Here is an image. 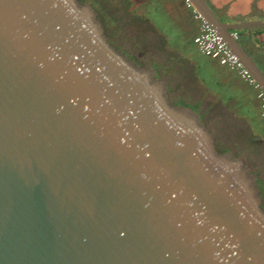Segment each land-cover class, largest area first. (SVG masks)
Instances as JSON below:
<instances>
[{"label": "water", "instance_id": "water-1", "mask_svg": "<svg viewBox=\"0 0 264 264\" xmlns=\"http://www.w3.org/2000/svg\"><path fill=\"white\" fill-rule=\"evenodd\" d=\"M264 90V72L192 0ZM0 264H264L248 157L84 0H0Z\"/></svg>", "mask_w": 264, "mask_h": 264}, {"label": "crops", "instance_id": "crops-1", "mask_svg": "<svg viewBox=\"0 0 264 264\" xmlns=\"http://www.w3.org/2000/svg\"><path fill=\"white\" fill-rule=\"evenodd\" d=\"M140 2L142 0L135 1ZM206 2L227 22L264 19L249 8L252 0ZM139 12L145 15L140 16L148 24L146 30L152 33L149 36L155 33L159 37L157 71L167 78L175 94L187 90L203 106H218L219 113L210 124L220 126V141L227 142L236 153L246 155L253 171L260 173L264 167V116L256 89L236 70L198 50L193 37L198 33L199 22L182 0H146ZM232 33L264 72V28L232 30ZM145 44L149 47L148 39ZM189 46L194 53L188 50ZM149 49L146 52H150ZM195 52L202 56L201 60L195 57ZM169 69L173 70L171 75L165 73ZM253 162L258 167L253 166Z\"/></svg>", "mask_w": 264, "mask_h": 264}, {"label": "built area", "instance_id": "built-area-1", "mask_svg": "<svg viewBox=\"0 0 264 264\" xmlns=\"http://www.w3.org/2000/svg\"><path fill=\"white\" fill-rule=\"evenodd\" d=\"M184 5L190 9L192 17L199 22L198 33L193 37V42L198 50L218 60L237 71L239 76L251 84L257 92L262 115L264 116V90L259 86L250 70L245 66L239 56L228 46L218 30L206 19L192 0H182ZM264 140V136H263Z\"/></svg>", "mask_w": 264, "mask_h": 264}, {"label": "rangeland", "instance_id": "rangeland-1", "mask_svg": "<svg viewBox=\"0 0 264 264\" xmlns=\"http://www.w3.org/2000/svg\"><path fill=\"white\" fill-rule=\"evenodd\" d=\"M84 1H90L95 5L100 16L105 20V22L108 25L109 35L114 40H116L119 44H121L124 48H126L129 52H131L139 64L148 65V66H152L155 68L156 58H157V56H156L157 50L155 49V47L151 46V45L155 46V42H154L155 40L153 41V39H154L153 36H155V33H153V36H151V37L149 36L151 31L147 32V30H146V25H148L146 20L141 19L142 20L141 21L140 17L136 16V18L139 20V22L135 23L132 21L131 15H129L128 12H123V10H121V8L124 9V7L122 6L121 3H118L116 6H113V7L110 6L113 13L116 14L118 16V18L121 19L120 22L122 25V31H118V33H114L112 35L111 31L109 30V24L106 20L107 18L105 15L106 10H108V7L107 6L104 7V6L100 5L99 0H84ZM127 9H125V10L127 11ZM137 14L140 16V12H138ZM139 37L140 38L142 37V39H140ZM146 39H148L149 47H147L145 44ZM152 41L154 42V44ZM148 48H150L148 50L150 52H146V49H148ZM188 50L194 53L192 46H189ZM148 55H151V56H148ZM195 55H196V52H195ZM195 57H197L199 60L202 59V56L196 55ZM158 73L161 74L160 72H158ZM171 89H172V87H171ZM173 94H174V99H175L174 91H173ZM208 121L210 122L211 120H208ZM211 125H213V127H214L215 131H217V133H220L221 130H220V126L218 124H211ZM220 144H221V141H220Z\"/></svg>", "mask_w": 264, "mask_h": 264}, {"label": "trees", "instance_id": "trees-1", "mask_svg": "<svg viewBox=\"0 0 264 264\" xmlns=\"http://www.w3.org/2000/svg\"><path fill=\"white\" fill-rule=\"evenodd\" d=\"M132 0H99V4L108 7V10H106V20L109 24V30L111 31V34L113 35L114 33H118V31H122V25L120 22V18L116 14L113 13L111 7L116 6L118 3H121L122 6L124 7L121 8L123 12H125L129 5L131 4ZM111 6V7H110ZM140 17V16H137ZM167 75H171L173 73L172 69L166 70L165 72ZM172 87V86H171ZM173 90V88H172ZM175 92V90H173ZM175 100L180 103V104H185L189 105L193 109L197 110L198 112L201 113V116L205 118L206 120H212L214 117L217 116L219 113V107L218 106H212V105H207L206 107L203 106L201 102L196 101L191 97V93H189L187 90H183L181 94H175ZM204 107V108H203ZM227 142L221 141V147L223 150H229L230 147L227 145ZM253 166L258 167L257 163L253 162ZM260 176V177H259ZM258 176V184L259 188L264 196V167L262 171L259 173Z\"/></svg>", "mask_w": 264, "mask_h": 264}, {"label": "flooded vegetation", "instance_id": "flooded-vegetation-1", "mask_svg": "<svg viewBox=\"0 0 264 264\" xmlns=\"http://www.w3.org/2000/svg\"><path fill=\"white\" fill-rule=\"evenodd\" d=\"M135 1H138V0H132L131 1V4L129 5V7L127 9V11H125V12H128L129 15H131V18H132V21L133 22L138 23L139 20L136 18V16H139V15L137 13L139 12V8L141 7V5H143V3L146 2V0H144V1L142 0V2L137 3V4L135 3ZM177 8L180 9V7H178V6H177ZM249 8H251V10L253 9L254 10V13L255 12H258L262 17H264V0H252V3L250 4V7ZM140 15L143 16L144 14L141 12ZM141 19L145 20L144 18H142L140 16V20ZM152 32H153V30H152ZM151 36H153V35H151ZM153 37H154V39L153 38L152 39H153V41L155 40L154 41L155 42V46H153V45H151V46L152 47H155V49L158 50L159 49V47H158V45H159L158 44L159 43L158 42L159 41V37L157 35H155ZM140 39H142V37ZM154 42H153V44H154ZM257 175L259 176V173Z\"/></svg>", "mask_w": 264, "mask_h": 264}]
</instances>
